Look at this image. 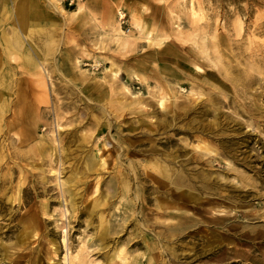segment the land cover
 I'll use <instances>...</instances> for the list:
<instances>
[{"label":"rangeland","instance_id":"rangeland-1","mask_svg":"<svg viewBox=\"0 0 264 264\" xmlns=\"http://www.w3.org/2000/svg\"><path fill=\"white\" fill-rule=\"evenodd\" d=\"M0 36V264H264V0H0Z\"/></svg>","mask_w":264,"mask_h":264},{"label":"bare ground","instance_id":"bare-ground-1","mask_svg":"<svg viewBox=\"0 0 264 264\" xmlns=\"http://www.w3.org/2000/svg\"><path fill=\"white\" fill-rule=\"evenodd\" d=\"M15 7V6H14ZM13 9V8H12ZM14 10V9H13ZM36 13V12H35ZM19 14V13H18ZM37 14V13H36ZM120 15V14H119ZM3 40V39H2ZM116 44L118 47H120L121 49L125 48L126 46H129L130 43V38L129 37H125L124 40H118L116 41Z\"/></svg>","mask_w":264,"mask_h":264},{"label":"crops","instance_id":"crops-1","mask_svg":"<svg viewBox=\"0 0 264 264\" xmlns=\"http://www.w3.org/2000/svg\"><path fill=\"white\" fill-rule=\"evenodd\" d=\"M135 26L141 31L142 30V27L138 24V23H135ZM2 37L0 36V39H1ZM3 39V38H2ZM5 41V38L3 39V41L1 40L0 42L2 43V42H4ZM130 43H132V40L130 39Z\"/></svg>","mask_w":264,"mask_h":264}]
</instances>
